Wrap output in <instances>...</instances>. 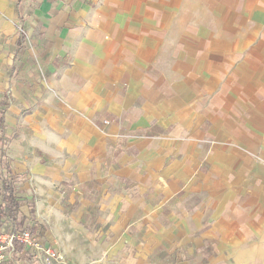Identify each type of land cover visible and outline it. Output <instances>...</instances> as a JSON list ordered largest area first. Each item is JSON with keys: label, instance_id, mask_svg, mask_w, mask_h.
<instances>
[{"label": "crops", "instance_id": "obj_1", "mask_svg": "<svg viewBox=\"0 0 264 264\" xmlns=\"http://www.w3.org/2000/svg\"><path fill=\"white\" fill-rule=\"evenodd\" d=\"M1 113L70 264H264V0H0Z\"/></svg>", "mask_w": 264, "mask_h": 264}, {"label": "trees", "instance_id": "obj_2", "mask_svg": "<svg viewBox=\"0 0 264 264\" xmlns=\"http://www.w3.org/2000/svg\"><path fill=\"white\" fill-rule=\"evenodd\" d=\"M3 115L1 113V127H4ZM24 182V177L15 173L13 160L2 151L0 154V230L10 233L28 230L37 235L39 239L44 240L45 227L35 220L27 218L21 212L22 201L18 188ZM22 251L23 247L17 246L18 255Z\"/></svg>", "mask_w": 264, "mask_h": 264}, {"label": "built area", "instance_id": "obj_3", "mask_svg": "<svg viewBox=\"0 0 264 264\" xmlns=\"http://www.w3.org/2000/svg\"><path fill=\"white\" fill-rule=\"evenodd\" d=\"M17 246L23 247L18 255ZM33 258L37 264H66L63 254L30 231L16 233L0 230V264H25Z\"/></svg>", "mask_w": 264, "mask_h": 264}, {"label": "rangeland", "instance_id": "obj_4", "mask_svg": "<svg viewBox=\"0 0 264 264\" xmlns=\"http://www.w3.org/2000/svg\"><path fill=\"white\" fill-rule=\"evenodd\" d=\"M31 206H32V205L29 204V208H31ZM28 211H31V209L28 210ZM27 213H30V212H27ZM31 213H32V215H33V212H31ZM56 226H57L58 229H65V227H66L67 225H66V223H63V222H61V221H59V220H56ZM64 257H65V255H64ZM65 262H66V264H70L69 261H67L66 257H65Z\"/></svg>", "mask_w": 264, "mask_h": 264}]
</instances>
